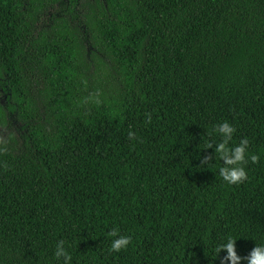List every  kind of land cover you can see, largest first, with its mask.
I'll return each mask as SVG.
<instances>
[{
  "label": "trees",
  "instance_id": "obj_1",
  "mask_svg": "<svg viewBox=\"0 0 264 264\" xmlns=\"http://www.w3.org/2000/svg\"><path fill=\"white\" fill-rule=\"evenodd\" d=\"M0 100V264H57L61 239L71 264L264 244V0H0ZM224 120L258 156L238 185L199 166Z\"/></svg>",
  "mask_w": 264,
  "mask_h": 264
},
{
  "label": "clouds",
  "instance_id": "obj_2",
  "mask_svg": "<svg viewBox=\"0 0 264 264\" xmlns=\"http://www.w3.org/2000/svg\"><path fill=\"white\" fill-rule=\"evenodd\" d=\"M151 121V114L146 113V123H151ZM235 132L236 128L228 120L214 124L212 127L214 137L207 140L204 146V149H212L213 152L199 157V166L203 167L208 166L210 161L218 157L222 162V166L218 169L219 176L228 185H238L244 182L247 179L246 166L249 162L258 161L257 155L249 153L247 137H242L238 143H232ZM128 137L129 139L135 138V132L130 130ZM108 235L111 238L109 252L118 253L125 249L131 241V236L122 234L115 227L109 231ZM236 240L237 238L233 235H225L216 245L213 257H217L221 251H224V255L219 257L220 264H241L242 261L246 264H264V244L256 243L248 254L242 257L236 251ZM53 258L57 264H71L72 257L65 240L61 239L56 242Z\"/></svg>",
  "mask_w": 264,
  "mask_h": 264
},
{
  "label": "rangeland",
  "instance_id": "obj_3",
  "mask_svg": "<svg viewBox=\"0 0 264 264\" xmlns=\"http://www.w3.org/2000/svg\"><path fill=\"white\" fill-rule=\"evenodd\" d=\"M4 101L3 100H0V103H3Z\"/></svg>",
  "mask_w": 264,
  "mask_h": 264
}]
</instances>
